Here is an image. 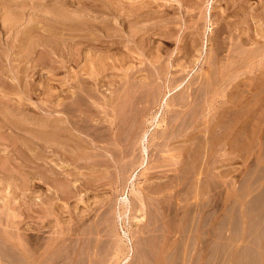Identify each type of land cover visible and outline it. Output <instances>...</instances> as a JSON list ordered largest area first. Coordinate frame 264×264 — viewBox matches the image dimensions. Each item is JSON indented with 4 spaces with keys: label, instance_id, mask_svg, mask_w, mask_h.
Returning a JSON list of instances; mask_svg holds the SVG:
<instances>
[{
    "label": "rangeland",
    "instance_id": "rangeland-1",
    "mask_svg": "<svg viewBox=\"0 0 264 264\" xmlns=\"http://www.w3.org/2000/svg\"><path fill=\"white\" fill-rule=\"evenodd\" d=\"M263 7L0 0V264H264Z\"/></svg>",
    "mask_w": 264,
    "mask_h": 264
},
{
    "label": "bare ground",
    "instance_id": "bare-ground-1",
    "mask_svg": "<svg viewBox=\"0 0 264 264\" xmlns=\"http://www.w3.org/2000/svg\"><path fill=\"white\" fill-rule=\"evenodd\" d=\"M53 4H54V3H53ZM71 7H72V6H71ZM260 7H261V6H260ZM86 8H87V7H86ZM107 8H108V7H107ZM258 8H259V7H258ZM6 9H7V8H6ZM263 9H264V7H263ZM14 10H15V9H14ZM66 11H67V10H66ZM82 11H83V10H82ZM245 11H246V10H245ZM250 11H251V10H250ZM258 11H259V9H258ZM12 12H13V11H12ZM242 12H243V11H242ZM5 13H6V12H5ZM76 13H77V12H76ZM246 13H247V12H246ZM82 14H83V13H82ZM258 14H259V12H258ZM140 15H141V14H140ZM226 15H227V14H226ZM52 16H53V15H52ZM119 16H120V15H119ZM190 16H191V15H190ZM219 16H220V15H219ZM258 16H259V15H258ZM260 16H261V15H260ZM260 16H259V17H260ZM2 17H3V16H2ZM13 17H14V16H13ZM70 17H71V16H70ZM130 17H131V18H130ZM235 17H236V16H235ZM250 17H251V16H250ZM5 18H7V17H5ZM5 18H4V19H5ZM9 18H10V16H9ZM120 18H121V17H120ZM125 18H126L127 20H128V19H132L133 16L130 15V16H127V17H125ZM125 18H124V19H125ZM247 18H248V17H247ZM261 18H262V16H261ZM11 19H14V18H12V16H11L10 20H11ZM15 19H16V18H15ZM22 19H23V18H22ZM26 19H27V17H26ZM51 19H52V18H51ZM250 19H251V18H250ZM250 19H249V20H250ZM253 19H255V18H253ZM253 19H252V20H253ZM6 20L8 21V19H6ZM16 20H18V19H16ZM16 20H15V21H16ZM69 20H70V19H69ZM3 21H4V20H3ZM3 21H2L1 23H3ZM18 21H20V19H19ZM18 21H17V22H18ZM83 21H84V20H83ZM133 21H134V20H133ZM213 21H214V20H213ZM256 21H258V20H256ZM17 22H16V23H17ZM25 22H26V21H25ZM128 22H129V21H128ZM128 22H126V23H128ZM254 22H255V21H254ZM4 23H5V22H4ZM4 23H3V24H4ZM9 23H10V21H9ZM16 23H15V25H17ZM238 23H239V22H238ZM240 23H241V22H240ZM243 23H244V21H243ZM248 23H249V22H248ZM262 23H263V21H262ZM3 24H1L2 26H0V28H1V27L3 28ZM5 24H6V23H5ZM11 24H12V23H11ZM11 24H10V26H11ZM48 24H49V23H48ZM227 24H228V23H227ZM244 24L246 25V23H244ZM255 24H256V23H255ZM46 25H47V24H46ZM50 25H51V24H50ZM247 25H248V24H247ZM247 25H246V26H247ZM252 25H253V24H252ZM256 25H257V24H256ZM7 26H8V25H7ZM13 27H14V26H13ZM46 27H47V26H46ZM4 28H5V25H4ZM10 28H11V27H10ZM6 29L8 30L7 27L5 28V30H6ZM148 29H150V28H148ZM2 30H3V29H2ZM2 30H0V31L2 32ZM5 30H4L3 32H5ZM14 30H15V29H14ZM242 30H243V29H242ZM50 31H51V30H50ZM148 32H149V31H148ZM159 32H160V31H159ZM9 33H10V32H9ZM6 34H7V33H6ZM14 34H15V33H14ZM16 34H17V33H16ZM16 34H15V35H16ZM130 34H131V33H130ZM132 34H133V33H132ZM133 35H134V34H133ZM16 36H17V35H16ZM134 36H135V35H134ZM248 37H249V36H248ZM250 39H251V38H250ZM247 40H248V39H247ZM247 40H246V41H247ZM252 40H253V38H252ZM242 41H243V40H242ZM38 43H39V42H38ZM50 44H51V43H50ZM196 44H197V43H196ZM254 44H255V43H254ZM44 45H45V44H44ZM245 45H246V44H245ZM53 48H54V47H53ZM236 48L238 49V46H237ZM33 49H34V48H33ZM237 49H236V50H237ZM79 50H80V49H79ZM234 50H235V49H234ZM3 51H4V50H3ZM78 52H79V51H78ZM237 52H238V51H237ZM242 52H243V51H242ZM4 53H5V52H4ZM50 53H51V52H50ZM234 53H235V51H234ZM238 53H239V52H238ZM74 54H75V55H74ZM74 54L72 53L73 58H72L71 61H73L74 64L77 65V63L79 64L78 59H77V58H79V57H78L79 55L76 56V54H79V53H75V52H74ZM229 54H230V53H229ZM231 54H232V53H231ZM72 55H71V56H72ZM234 55H235V54H234ZM236 55H237V57H238L239 54H236ZM242 56H243V55H242ZM242 56H241V57H242ZM232 57H233V56H232ZM232 57H231V58H232ZM235 57H236V56H235ZM235 57H234V58H235ZM239 57H240V55H239ZM241 57H240V58H241ZM52 58H53V57H52ZM158 58H159V57H158ZM228 59H230V58H228ZM243 59H244V58H243ZM79 60H80V59H79ZM98 60H99V59H98ZM230 60H231V59H230ZM230 60H229V61H230ZM238 60H239V59H238ZM47 61H49V60H47ZM94 61H95V59H94ZM100 61H101V62H99V64H97L96 67L99 66L100 69L103 70V69H104V66H105L106 63H105L104 61H102L101 59H100ZM112 61H113V60H112ZM128 61H129V58L125 57V58H122V59L120 60V63H117V62L114 61V62H113V65H116V64H121V65H123V64H125V63L128 62ZM233 61H234V59H233ZM233 61H232V62H233ZM235 62H236V61H235ZM235 62H234V63H235ZM251 63H252V62H251ZM51 64H52V63H51ZM95 64H96V62H95ZM236 64H237V63H236ZM53 66H54V65H53ZM77 66H78V65H77ZM238 66H239V65H237L235 68H237ZM244 66H245V65H244ZM247 66H248V65H247ZM240 67H241V66H240ZM242 67H243V66H242ZM52 68H53V67H52ZM55 68H56V67H55ZM233 68H234V67H233ZM97 69H99V68H97ZM100 69H99V70H100ZM95 70H96V69H95ZM83 71H84V70H83ZM85 71H86V70H85ZM87 71H88V70H87ZM232 71H233V70H232ZM56 72H57V71H56ZM96 72H97V71H96ZM88 73H89V72H88ZM90 73H91V75H92L93 71L90 72ZM263 73H264V72H263ZM94 74H95V73H94ZM94 74H93V76H94ZM261 74H262V73H261ZM89 75H90V74H89ZM91 75H90V76H91ZM95 76H96V75H95ZM260 76H261V75H260ZM78 78H79V77H78ZM91 79H92V78H91ZM94 79H95V77L93 78V80H94ZM96 79H97V78H96ZM243 79H244V78H243ZM251 79H252V78H251ZM263 79H264V78H263ZM51 80H52V79H51ZM79 80H80V79H79ZM88 80H90V78H89ZM247 80H248V79H247ZM261 80H262V79H261ZM56 81L59 82L58 79H57ZM91 81H92V80H91ZM205 81H206V80H205ZM78 82H79V81H78ZM86 82H88V81H86ZM94 82L96 83V80H94ZM74 83H76V82H74ZM80 83H81V80H80ZM80 83H79V84H80ZM83 83H85V80L83 81ZM95 83H93V84H95ZM200 83H201V82H200ZM239 83H240V85H241V84L243 83V81H241V82H239ZM97 84H98V83H97ZM95 85H96V84H95ZM71 86H72V85H71ZM84 86H86V85L84 84ZM97 86H98V85H97ZM201 86H202V85H201ZM241 86H242V85H241ZM263 86H264V85H263ZM131 87H132V86H131ZM257 87H258V86H257ZM76 88H77L79 91H81L82 89H85V88H82V86H81V85H78V84H77V87L75 86V90H76ZM113 88H114V87H113ZM132 88H133V87H132ZM199 88H200V87H199ZM201 88H202V87H201ZM203 88H204V87H203ZM86 89H87V88H86ZM86 89H85V90H86ZM253 89H254V88H253ZM78 90H77V91H78ZM49 91H50V90H49ZM83 91H84V90H82L81 92L84 93ZM86 91L88 92L89 90L87 89ZM114 91H115V90H114ZM247 91H248V89H247ZM263 91H264V88H263ZM203 92H204V91H203ZM243 92H244V91H243ZM85 93H86V92H85ZM86 94H87V93H86ZM116 94H117V93H116ZM54 95H55V94H54ZM56 95H57V94H56ZM60 95H61V91L59 90V91H58V95H57V97H56V98H59V99H57L58 101L56 100V101H57V103L55 104V105H56V106H55L56 109L54 108V111L56 110V111H57V114H58V115H57V121H58L57 124H58V125H61V124H65V123H66V120L62 117L61 112L67 113V112H65V109L68 108V107H70V106H66V107H65L64 102L66 101V99H64L65 101H64L63 99L60 100ZM74 95H75V94H74ZM80 95H81V94L79 93L78 96H80ZM66 97H67V96H66ZM68 97H69V96H68ZM52 98H53V97H52ZM54 98H55V97H54ZM64 98H65V97H64ZM70 98H73V97H70ZM68 99H69V98H68ZM54 100H55V99H54ZM79 100H80V99H79ZM114 100H115V99H114ZM50 101H51V100H50ZM259 101H260V99H259ZM263 101H264V100H263ZM67 102H68V101H67ZM229 102H230V101H229ZM68 103H69V102H68ZM225 103H226V102H225ZM225 103H224V104H225ZM243 103H244V102H243ZM245 103H246V102H245ZM261 103H262V102H261ZM65 104H66V103H65ZM69 104H70V103H69ZM106 104H107V103H106ZM249 104H250V103H249ZM257 104H258V103H257ZM52 105H53V104H52ZM66 105H67V104H66ZM110 105H111V104H110ZM112 106H113V105H112ZM225 106H226V105H225ZM49 107H50V106H49ZM86 107H87V106H86ZM42 108H43V107H42ZM71 108H73V107H71ZM114 108H115V107H114ZM51 110H52V109H51ZM67 110H68V109H67ZM114 110H115V109H114ZM72 111H73V110H72ZM116 111H117V109H116ZM116 111H115V112H116ZM7 112H8V111H7ZM70 112H71V111H70ZM75 113H76V112H75ZM116 113H117V112H116ZM210 113H212V112H210ZM1 114H2V113H1ZM206 114H207V113H206ZM2 115H3V114H2ZM70 115H71V113H69L68 116H70ZM72 115H73V114H72ZM203 115H204V114H203ZM211 115H212V114H210V116H211ZM6 116H7V115H6ZM74 116H75V115H74ZM116 116H117V115H116ZM207 116H208V114H207ZM65 117H66V116H65ZM70 117H72V116H70ZM76 117H77V116H76ZM79 117H80V116H79ZM211 117H212V116H211ZM72 118H73V117H72ZM80 118L83 119V117H80ZM114 118H115V117H114ZM157 118H158L157 115L151 117V118H150V119H151V120H150L151 123L155 122V121L157 120ZM161 118H164V116H161ZM205 118H206V117H205ZM213 118H214V116H213ZM213 118L210 119V123H209V124H208V122H207L208 126H207V124H206L207 127H206V131H205L204 134H205V135L207 134V136H211V135L213 134V132H214V126H215V125H214V119H213ZM69 120L71 121L70 118H68V121H69ZM162 120H163V119H162ZM162 120H161V121H162ZM14 121H15V120H14ZM68 121H67V122H68ZM116 121H117V120H116V118H115L114 124H116V123H115ZM150 121H149V123H150ZM173 121H174V120H172L171 124L173 123ZM107 122H108V120H107ZM111 122H112V121H111ZM202 122H206V121L203 120ZM7 123H8V122H7ZM70 123H71V122H70ZM73 123H74V122H73ZM54 124H56V122H55ZM68 124H69V122H68ZM99 124H100V123H99ZM109 124H110V123H109ZM111 124H112V123H111ZM4 125H5V124H4ZM58 125H56V126H58ZM71 125H72V123H71ZM96 125H97V124H96ZM61 126H62V125H61ZM61 126H60L59 128H62ZM64 126H65V125H64ZM68 126H69V125H68ZM68 126H67V127H68ZM178 126H179V125H178ZM178 126H177V125H176V126L174 125V129H175V130L170 131L169 135H166V137L164 136L166 141H167L168 139H174V138H177L178 136L181 135V133L183 134L182 130H181ZM182 126H183V125H182ZM185 126H186V125H185ZM52 127H54V126H52ZM92 127H93V126H92ZM2 128H4V127H2ZM13 128H14V127H13ZM56 128H58V127H56ZM70 128H72V127H70ZM89 128H90V127H89ZM93 128H94V127H93ZM107 128H108V126H107ZM52 129H53V128H52ZM94 129H95V128H94ZM97 129H100V128H97ZM97 129H95V130H97ZM21 130H22V129H21ZM86 130H87V129H86ZM91 130H92V129H90V131H88V132L91 133V135H92ZM14 131H15V130H14ZM42 131H43V130H42ZM58 131H60V130H58ZM93 131H94V130H93ZM45 132H47V130H46ZM45 132H44V133H45ZM50 132H51V131H50ZM68 132H70V131H68ZM70 133H72V132H70ZM133 133H134V132H133ZM45 134H47V133H45ZM63 134L65 135L64 132H59L57 135L60 136V135H63ZM95 134H97V133H94V134H93V135H94L93 137H96ZM99 134H100V133H99ZM200 134H201V133H199V135H200ZM91 135H90V136H91ZM195 135H196V133H195ZM197 135H198V134H197ZM199 135H198V136H199ZM44 136H46V135H44ZM51 136H52V135H51ZM86 136H88V135L86 134ZM98 136H99V135H98ZM198 136H197V137H198ZM197 137H196V138H197ZM47 138H48V135H47ZM47 138H45V140H44V138H41V140L43 139L45 142H46V141H49L50 139L48 140ZM90 138H91V137H90ZM102 138H103V137H102ZM104 138H105V136H104ZM115 138H116V137H115ZM143 138H145V135H144ZM186 138H188V139L191 140V138L188 137V136H187ZM202 138H203V137H202ZM207 139H208V138H207ZM207 139H206V140H207ZM56 140H57V139H56ZM91 140H93V139H91ZM95 140H96V139H95ZM95 140L93 141V143L95 142ZM142 140H143V139H142ZM186 140H187V139H186ZM213 140H214V139H213ZM88 141H89V140H88ZM88 141H87V142H88ZM201 141H202V139H201ZM58 142H60V138H59V141H58ZM203 142H204V141H203ZM205 142H206V141H205ZM41 143H42V141H41ZM46 143H47V142H46ZM63 143H64V142H63ZM36 144H37V143H36ZM49 144H50V143H49ZM81 144H82V143H81ZM91 144H92V143L90 142L89 145L91 146ZM95 144H96V143H95ZM95 144H94V145H95ZM41 145H42V144H41ZM41 145H40V146H41ZM44 145H45V144H44ZM44 145H43V146H44ZM64 145H65V144H64ZM37 146H38V145H37ZM40 146H39V148H40ZM45 146H46V145H45ZM75 146H76V145H75ZM92 146H93V145H92ZM95 146H96V145H95ZM201 146H203V145H201ZM41 147H42V146H41ZM199 147H200V146H199ZM36 148H37V147H36ZM39 148H38V149H39ZM46 148H47V147H43V149H46ZM56 148H57V147H56ZM205 148H206V147H205ZM205 148H204V149H205ZM210 148H211V147H210ZM27 149H28V148H27ZM31 150H32V149H31ZM71 150H72V149H71ZM81 150H82V149H81ZM194 150H195V148L193 149V151H194ZM200 150H202V149H200ZM41 151H42V148H41ZM77 151H78V150H77ZM187 151H188V150H187ZM187 151H186V152H187ZM191 151H192V149H191ZM191 151H189V152H190V155L192 156V154H193L194 152L192 151L193 153L191 154ZM212 151H213V150H212ZM45 152H46V151H45ZM60 152H61V151H60ZM79 152H80V151H79ZM201 152H202V151H201ZM201 152H200V153H201ZM210 152H211V151H210ZM208 153H209V152H208ZM142 154L144 155V158H143L142 161H141V162H142L141 165H144V162H146L145 158H146V157H147V159L150 158V157H149V153H148V145L143 147ZM92 155H94V154H92ZM185 155H186V154L182 155L184 159H185ZM207 155H208V154H207ZM212 155H213V154H212ZM21 156H22V155H21ZM57 156H58V155H57ZM78 156H79V155H78ZM86 156H87V155H86ZM88 156H89V155H88ZM94 156H96V155H94ZM145 156H146V157H145ZM195 156H197V154H196ZM207 157H208V156H207ZM209 157H211V153H210ZM93 158H94V157H93ZM193 158H195V157H193ZM88 159H89V158H88ZM190 159H191V158H190ZM95 160H98V159H95ZM92 161H93V160H92ZM192 161H193V159H192ZM89 162H90V161H89ZM193 162H194V161H193ZM197 162H198V161H197ZM209 162H210V161H209ZM93 163H94V165H96L95 162H93ZM97 163H98V162H97ZM198 163H199V162H198ZM15 164H16V163H15ZM88 164H89V163H88ZM132 164H133V163H132ZM92 166H93V165H92ZM197 167H199V165H197V163H194V164L192 165V170L194 171V174H196V171L198 170ZM127 168H128V167H127ZM63 170H64V168H63ZM68 170H69V169H68ZM126 170H127V169H126ZM54 173H55V172H54ZM194 174H193V175H194ZM121 178H122V177H121ZM65 184H66V183H65ZM65 184H64V185H65ZM58 187H59V186H58ZM62 189H64V188H62ZM66 189H67V187H66ZM63 191H64V190H63ZM71 191H72V190H71ZM75 192H76V191H75ZM60 195H61V194H60ZM72 195H73V194H72ZM123 201H124V203H125V202H126V199H124Z\"/></svg>",
    "mask_w": 264,
    "mask_h": 264
}]
</instances>
